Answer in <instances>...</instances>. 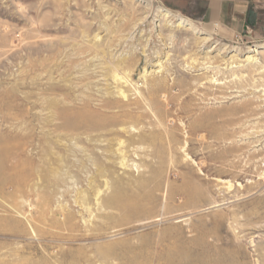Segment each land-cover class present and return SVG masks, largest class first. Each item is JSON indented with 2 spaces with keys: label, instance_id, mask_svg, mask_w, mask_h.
Returning <instances> with one entry per match:
<instances>
[{
  "label": "rangeland",
  "instance_id": "rangeland-1",
  "mask_svg": "<svg viewBox=\"0 0 264 264\" xmlns=\"http://www.w3.org/2000/svg\"><path fill=\"white\" fill-rule=\"evenodd\" d=\"M144 5L0 0V264H264V38Z\"/></svg>",
  "mask_w": 264,
  "mask_h": 264
},
{
  "label": "crops",
  "instance_id": "crops-1",
  "mask_svg": "<svg viewBox=\"0 0 264 264\" xmlns=\"http://www.w3.org/2000/svg\"><path fill=\"white\" fill-rule=\"evenodd\" d=\"M175 12L224 36L264 38V0H164Z\"/></svg>",
  "mask_w": 264,
  "mask_h": 264
},
{
  "label": "bare ground",
  "instance_id": "bare-ground-1",
  "mask_svg": "<svg viewBox=\"0 0 264 264\" xmlns=\"http://www.w3.org/2000/svg\"><path fill=\"white\" fill-rule=\"evenodd\" d=\"M129 1H132V0H129ZM141 3H144L145 5L142 7V14H145L142 19H146V18H149L148 15H150L151 12H153L152 16L153 18V21H163L165 22L166 25H173L174 27L178 28L179 30L183 29V31H185L186 33L189 32L190 34H203V31L202 29L196 25L194 22L188 20L187 18H184L182 16H179V15H176L172 12H170L169 10H167L166 8L164 7H161V6H157L155 9H153L152 11V8H151V5H150V1H146V0H137ZM122 3V2H121ZM142 19H140L142 21ZM159 22V23H160ZM155 26H158L155 25ZM168 27V26H167ZM170 29V28H169ZM159 31V30H158ZM182 32V30H181ZM160 33V32H159ZM185 34V33H184ZM189 34V35H190ZM163 37H169V35L165 36L162 34ZM192 36V35H191ZM196 37V36H195ZM162 39V38H161ZM194 40V39H193ZM212 39L209 37V36H205V37H202L198 42V47L200 49V47L202 46H206L208 45V43L211 41ZM186 44V43H185ZM216 46H219V43L216 44L214 46V48H216ZM263 47L264 48V44L263 45H260L259 48ZM224 48V47H222ZM224 50V49H223ZM256 47L253 48V47H249L248 48V52H256ZM211 51V50H209ZM222 51V50H221ZM206 52V51H205ZM222 53V52H221ZM235 53H232L231 54V57L230 58H233L235 57L236 55H234ZM236 58V57H235ZM207 59V58H205ZM224 61V60H223ZM225 62V61H224ZM250 62H253V59L250 61ZM199 63V62H198ZM229 63V61H228ZM231 63H233V61H231ZM230 63V64H231ZM264 59H263V62H259L257 63V65H255V63L253 65H255V70H258L259 72H264ZM197 65V64H196ZM227 65V63H226ZM225 66V65H223ZM231 66V65H229ZM232 70V69H231ZM261 70V71H260ZM124 75V74H123ZM123 78V77H121ZM120 78V80H121ZM116 79V78H115ZM125 79V78H124ZM207 79V78H206ZM211 80V79H210ZM128 80H125V82H127ZM164 80H161L160 78L159 79H153L151 80V83H150V87L148 89V95H154L156 94L162 87H163V83ZM263 88V87H262ZM251 103L250 101H246L242 104H239L237 105L235 108H234V112L235 114H242V118H248L250 116H254L257 114V112L254 111V109L251 108ZM197 129H194L192 131H190L191 133H194Z\"/></svg>",
  "mask_w": 264,
  "mask_h": 264
}]
</instances>
